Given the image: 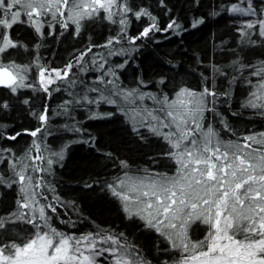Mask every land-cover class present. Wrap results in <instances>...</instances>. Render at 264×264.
<instances>
[{"label":"trees","instance_id":"1","mask_svg":"<svg viewBox=\"0 0 264 264\" xmlns=\"http://www.w3.org/2000/svg\"><path fill=\"white\" fill-rule=\"evenodd\" d=\"M238 1L127 0L133 11L127 14L128 24L122 36L128 42L127 48L133 50L126 51L123 59L113 54V64L123 67L114 68L116 77L109 79L118 77L117 83L124 89L139 88L141 92L156 95L163 92L170 98L181 87L200 91L209 86L217 95L207 98L213 111L205 112V126L211 123L224 141L240 140L246 135L264 132V110L245 107L258 80L251 73L264 61V38L258 35V26L250 31L229 20ZM251 2L258 17L264 18V0ZM141 9L155 17L161 30L129 43L130 37L138 36L153 23L147 15L136 18L133 13ZM197 20L203 23L193 28L192 24ZM172 21L179 27L164 31ZM81 23L78 34L73 32V27L61 34L55 30L42 35L25 24L16 23L11 27L10 35L17 47L0 54V63L29 65L30 76L27 77L35 86L19 88L15 94L6 87H0V104L8 105L6 109L0 108V149L11 150L0 152L4 157L0 163V174L5 177L11 175L9 159L24 156L33 140L39 144L40 154L44 157L48 153L62 152L63 159L53 157L50 172L39 173L54 189H45L44 194L48 196V202L56 205L57 212L53 214L55 227L76 235L97 230L124 233L127 241L136 245L153 264L171 260L175 253L158 251L166 242L155 232L144 228L143 222L127 219L120 202L107 188V184L113 183L116 177H123L125 171L130 174H142L145 169L168 174L173 172L175 163L165 155L167 144L144 127L136 126L137 130H134L122 106L105 102L90 104L83 99L85 95L93 99L99 93L82 90L71 95L72 92L61 87L45 93L37 82H33L36 69L30 62L35 57L42 66L48 64L60 68L91 45L101 59L106 58L105 47L101 44L116 37L115 23L104 19L103 14ZM242 30L249 35H243ZM86 72L90 74L85 75H95V70ZM74 73L78 75L72 69L70 74L73 76ZM79 76L78 82L81 80ZM162 79L163 84L160 83ZM249 80L252 84L248 83ZM87 85L92 86L80 81L79 87L84 89ZM93 87L103 88L104 85L96 83ZM74 99L79 101L74 103ZM144 104L151 107L152 101L146 99ZM45 108L48 120L42 125L37 116ZM37 127L43 130L36 137L28 134ZM17 132L22 134L15 140L6 138ZM31 154L35 156L36 150ZM45 161L36 163L48 168ZM121 162L127 164V169L121 166ZM18 187L0 186V217L16 211ZM41 203L46 202L41 200ZM23 211L28 212L27 209ZM26 228L30 226L23 222L10 225L6 238H14L17 233L24 236ZM205 233L206 226L197 222L189 229L193 241L203 239Z\"/></svg>","mask_w":264,"mask_h":264},{"label":"snow or ice","instance_id":"2","mask_svg":"<svg viewBox=\"0 0 264 264\" xmlns=\"http://www.w3.org/2000/svg\"><path fill=\"white\" fill-rule=\"evenodd\" d=\"M132 11L127 0H0V26L10 29L23 14L27 17L26 22L42 35L43 18L50 16L51 21L62 28H67L71 22L78 34L82 21L103 12L104 19L122 26L123 35L128 24L127 14ZM232 11L256 14L251 0H248L246 9L233 6ZM133 14L137 19L147 15L153 23L138 36L130 37V43L161 30L147 10L141 9ZM117 16L120 17L118 21ZM51 21L50 28L54 26ZM200 23L203 21H194L192 27ZM257 25L258 35L264 38V18L248 22L245 28L254 29ZM174 26L179 27L172 21L164 31ZM242 34L249 35L243 30ZM112 43L110 38L104 47ZM15 47L16 42L8 34H0V54ZM87 51L90 52L91 47ZM86 54L82 52L78 60ZM36 66L45 93H49L50 86L57 81L67 80L74 67L70 62L63 69H48L39 64L38 58ZM98 67L103 69L104 64ZM27 71L28 66L0 63V86L13 94L19 88L32 87L25 84ZM251 75L258 80L245 107L264 110V61L254 67ZM104 76L116 77V73L108 69L96 81L104 87L89 89L99 93L98 100L88 99L87 95L84 99L90 104L105 102L122 106L134 130L137 125L147 128L167 144L165 155L176 166L172 174L147 169L142 174L125 171L123 177H116L113 183L107 184L127 219L143 222L144 228L166 242L158 251L176 254L171 260H162L159 264H264V132L224 141L211 123L205 126V112L213 111L207 98L217 95L209 86L200 91L181 87L170 98L163 92L156 95L141 92L139 88L124 89L117 83L118 77L105 80ZM160 83L163 84L164 80ZM248 83L252 84V81ZM146 99L152 101L151 107L144 104ZM7 107L6 103L0 104V108ZM37 119L42 125L47 123V108ZM225 128L228 129L227 124ZM42 130L37 127L28 134L36 137ZM21 134L17 132L6 138L15 140ZM34 149L35 156L31 154ZM10 151L0 149V152ZM52 155L63 159L62 152ZM3 160L4 157L0 156V163ZM36 161H45V157L40 154L39 144L33 140L24 156L9 159L11 175L0 174V186H19L16 211L0 217V264H98V257H103L108 264H153L136 245L127 241L124 233L97 230L76 235L55 227L53 214L57 208L44 194L45 189H54L39 175L50 172L54 161L51 158L46 160L48 168H42ZM121 166L128 167L125 162H121ZM41 200L46 203L42 204ZM197 221L207 226L206 235L193 241L189 229ZM17 222L30 228L24 230V236L17 233L14 238H6L9 226Z\"/></svg>","mask_w":264,"mask_h":264},{"label":"rangeland","instance_id":"3","mask_svg":"<svg viewBox=\"0 0 264 264\" xmlns=\"http://www.w3.org/2000/svg\"><path fill=\"white\" fill-rule=\"evenodd\" d=\"M251 4H252V2H251ZM236 6H238L240 8H245L246 9L248 7V0H239L238 1V4ZM100 14H103V16H105V14L103 12H101ZM119 18L120 17L117 16L115 19L118 21ZM259 19L260 18L258 17L257 13L255 15H245V14H242L240 12H233L232 11L231 15L229 16V20L232 23L236 24L237 26H241V27H245V25L248 22H255V21L259 20ZM26 21H27V17L22 14L21 17H20V20L18 22H16V23H18V24H20V23L21 24H25V25L29 26L30 28H32V30H34V32L36 34H38L35 31L34 27L32 25H30V23H28ZM43 21H44V26L42 28V34H44V33L51 34L55 30L60 31V34H61L63 31H65L66 29L71 28V27L74 28V31L73 32H76L75 25L72 24L71 22H69L67 28H62L59 24H56L54 21H51V17L50 16L44 17L43 18ZM50 21L54 25L51 28L48 26ZM16 23H14V24H16ZM115 26H116V33H115V36L116 37L112 38L113 39V43L111 45H109L108 47L103 48V50L106 52V58L105 59H101L100 58L101 56L97 55L99 52H96V50L94 51V49H91V51L88 52L87 49L89 47H91V45H90L89 47L83 48L82 51H80V53L78 54L79 55L78 57L77 56H74L73 57L74 60H68V61H66V63L62 67H60V68L51 67L48 64H46L45 66L43 65L45 68H48V69H53V68H55V69H63L65 67V65H67L68 63L71 62L74 65V67L72 69H74L78 73V75L76 73H74L73 76L71 74H69L70 76L68 77L67 80L57 81L56 83H54V84H52L50 86L49 90L50 89H56V88H60L61 87L65 91L67 90L68 92L69 91L72 92L71 95H73L75 93L82 92V90L83 91H88L90 88H92L94 86V84L97 83L95 80H97L98 77L102 76L104 74V72H106L108 69H112L114 71V68H116L117 65L113 64V61L111 60L112 56L114 57L113 54L115 53V55L121 56L122 59H123V58L126 57V51L130 52L131 49L133 50V48H130V47L127 48V46H126V43L128 44V42L125 40V37L121 35L122 26L119 23H115ZM257 26L259 27V25H257ZM10 29H7V28H4L3 26H0V34H8L10 36V38H11ZM254 30L253 29H250V31H254ZM247 31H249V30H247ZM117 39L121 43L116 42ZM108 40L109 39H107V41H104L101 45H106L108 43ZM103 50H101V52H104ZM74 51L72 53L76 54V52H74ZM82 52H88V53L83 57L82 60H78V58L80 57V54ZM93 61H96V63H93ZM105 61H106V63H105ZM30 63L34 64L35 69H36V73L34 74V80H33V82H37V84L40 85V83H39V68H37V66H36L37 57L33 58ZM99 64H104V68L103 69H100L98 67ZM27 66H28V71L25 73V76H26L25 84L26 85H32V82H30V80L28 79V77L30 76V66L29 65H27ZM86 70H88L90 72L92 70H95V75L94 74L93 75H89L90 73L89 72H86ZM84 73L85 74L86 73H89V74L88 75H85ZM46 75H47V73H46ZM79 75H81V80H80L81 82H84L85 84L87 83L89 85L92 84V86H88L87 85L86 87H84V89H81L79 87L80 81L79 82L77 81L78 80V77L80 78ZM109 78H112V76H104V79L105 80H108ZM72 81H75V82L77 81V82L76 83H72ZM32 86H35V85H32ZM40 87H41V85H40ZM98 96H99V94L95 95V97L93 98V100H98L99 99ZM78 101H79L78 99H74V103L75 102H78ZM72 102H73V100H72ZM68 103H70V101ZM94 104H96V103H94ZM54 114H56L55 111H54ZM54 153H56V152H54ZM53 157H55V156L48 153L45 158L47 160L49 158L53 159ZM45 168H46V165H45ZM174 171H175V169L173 170V172ZM173 172H171L170 174H172ZM197 223H199L200 225L203 226V224H201L199 221H197ZM204 226H206V225H204ZM205 235H206V233L204 234V236ZM97 260H98V264H108V261L105 260L103 257H98Z\"/></svg>","mask_w":264,"mask_h":264},{"label":"water","instance_id":"4","mask_svg":"<svg viewBox=\"0 0 264 264\" xmlns=\"http://www.w3.org/2000/svg\"><path fill=\"white\" fill-rule=\"evenodd\" d=\"M0 87H3V86H0Z\"/></svg>","mask_w":264,"mask_h":264}]
</instances>
